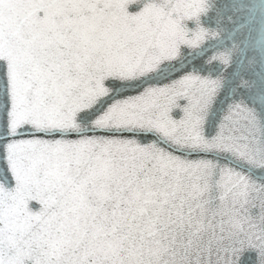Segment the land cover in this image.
<instances>
[{"label": "water", "instance_id": "95a60500", "mask_svg": "<svg viewBox=\"0 0 264 264\" xmlns=\"http://www.w3.org/2000/svg\"><path fill=\"white\" fill-rule=\"evenodd\" d=\"M0 264H264V0H0Z\"/></svg>", "mask_w": 264, "mask_h": 264}]
</instances>
